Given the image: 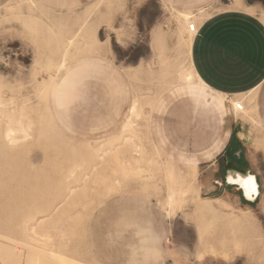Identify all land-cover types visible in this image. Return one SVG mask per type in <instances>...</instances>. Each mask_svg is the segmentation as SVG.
I'll return each instance as SVG.
<instances>
[{"label": "rangeland", "instance_id": "obj_1", "mask_svg": "<svg viewBox=\"0 0 264 264\" xmlns=\"http://www.w3.org/2000/svg\"><path fill=\"white\" fill-rule=\"evenodd\" d=\"M33 1L0 0V264H264V81L249 95L257 107L246 98V114L220 115L180 90L187 22L175 9L155 0ZM239 7L213 0L197 19ZM81 23L97 27L103 43L76 37L56 72ZM66 72L65 86L41 82ZM133 101L135 129L122 130ZM14 115L21 131L11 146L3 132ZM227 141L257 176L249 205L233 185L214 182ZM185 172L197 176L189 188Z\"/></svg>", "mask_w": 264, "mask_h": 264}, {"label": "crops", "instance_id": "obj_2", "mask_svg": "<svg viewBox=\"0 0 264 264\" xmlns=\"http://www.w3.org/2000/svg\"><path fill=\"white\" fill-rule=\"evenodd\" d=\"M212 1L155 0V3L159 10L165 5L170 11L175 9L180 14L181 11L194 13L197 7L206 8ZM241 1L243 0H239V8H225L205 17L200 22L197 18L201 12H195L198 31L193 35L191 60L195 72L203 83L180 84L179 86L180 90L187 92L196 103L200 101L220 115H224L229 107L235 116L230 100H234L238 95L245 96L248 92L260 87L264 81V22L261 17L254 14L255 4L264 5V0H250L252 1L250 4L244 2L249 0ZM247 8L251 11H247ZM65 68L66 65L63 69ZM67 78L66 72L59 78L55 77L54 82L65 86ZM257 105L258 102H256V107ZM59 118L68 120V115L59 114ZM223 140L215 147V151L221 148ZM232 153L241 157L244 170L257 177L246 165L249 164V159L239 144L232 146L230 141H227L225 148L217 156L219 159L224 156L230 158ZM214 182L216 183L215 180ZM217 186L229 187L231 185L225 182L223 184L221 181Z\"/></svg>", "mask_w": 264, "mask_h": 264}, {"label": "bare ground", "instance_id": "obj_3", "mask_svg": "<svg viewBox=\"0 0 264 264\" xmlns=\"http://www.w3.org/2000/svg\"><path fill=\"white\" fill-rule=\"evenodd\" d=\"M30 1V3H31V5H34V1L33 0H29ZM239 1V0H238ZM241 2H243V1H241ZM232 4V3H231ZM233 4H235V3H233ZM248 4H250V3H248ZM229 5V4H228ZM227 5V6H228ZM236 6L238 5V4H235ZM238 7V6H237ZM243 7V6H242ZM246 7V6H245ZM245 7H243V8H245ZM230 8V7H229ZM255 8V7H254ZM242 9V8H241ZM172 10V9H171ZM251 11V9L250 8H247V11ZM256 10V9H255ZM200 12H202V11H204L203 9H201V10H199ZM206 11V10H205ZM246 11V10H245ZM251 13V12H250ZM195 12L194 13H192V12H182L181 11V13H180V16H181V18L184 20V21H186L187 22V24H186V33H187V36L184 38V41H185V44H186V47H187V51H188V56H189V58H188V65H187V68H184L183 70H180L179 72H178V75L180 76V80L184 83V84H192V83H203V81L199 78V76L197 75V73L195 72V70H194V67H193V65H192V60H191V46H192V40H193V34H194V32H192V31H190L189 30V28H188V24L190 23V22H193V23H195L196 22V16H195ZM263 16V18H264V15H262ZM263 20V19H262ZM263 22H264V20H263ZM196 24V23H195ZM96 29H97V27H91V26H88V25H86L85 23H81L80 24V26L74 31V33H73V35L72 36H68V38L66 39V44H65V46H64V50H63V52H62V57H61V59L59 60V62H58V65H57V67H56V72H59L61 69H63L64 67H65V65H66V53H68L67 52V50L73 45V43L76 41V37H81V38H83V39H85V41L87 42V43H89L91 46H94V47H96V46H98V45H100V44H102L103 43V40H100L97 36H96ZM168 29V28H167ZM21 30V29H20ZM22 31V30H21ZM158 38H159V36H157V35H154V37H153V39L156 41V40H158ZM80 39V38H79ZM82 39V40H83ZM77 43V42H76ZM85 43V42H84ZM81 49V48H80ZM59 58V57H58ZM54 79H55V75H53V74H50V77H48V78H44V79H42L41 80V82L42 83H49V82H53L54 81ZM51 87V86H50ZM257 88H259V87H257ZM257 88H255L253 91H256V89ZM47 91V90H46ZM253 91H251V92H248L247 94H245V96L244 95H242V96H239L238 95V97H236L234 100H230L231 101V104H232V106L234 107V112H235V116H237V115H239V114H243V113H245L246 114V112H245V110H244V103H245V99L247 98L248 99V101H249V99H250V101H251V103H253L254 105H256V101H255V96L254 95H252V97H250L249 95L253 92ZM41 92V91H40ZM146 93V92H145ZM39 94V93H38ZM244 94V93H243ZM38 96V95H37ZM244 97V98H243ZM12 99V98H11ZM29 99V98H28ZM245 100V101H244ZM25 102V101H24ZM247 102V101H246ZM6 105V102L4 103L3 102V99H1L0 98V115L1 114H3L4 115V113H2L3 112V109L6 107L5 105ZM139 104V103H138ZM25 105H27V103H25ZM25 105H23V106H25ZM31 105V104H30ZM238 105H240L241 106V109H239L238 108ZM8 107H10L9 105H8ZM20 107V106H19ZM22 107V106H21ZM11 108V107H10ZM18 108V107H17ZM248 108V107H247ZM12 110L14 109V108H11ZM139 109V108H138ZM137 104H136V101H133L132 102V104H131V106H130V108H129V111H128V114H127V116L125 117V119H124V121L122 122V124H121V128H122V130H127V129H132V130H134L135 129V127H134V119L132 120L131 119V116L132 115H138V113H137ZM144 109V108H143ZM246 109V108H245ZM5 110H7V108L5 109ZM5 110H4V112H5ZM9 111H10V109H9ZM16 111V110H15ZM26 111V110H25ZM6 113H7V111H6ZM140 114V113H139ZM149 114V113H148ZM9 115V114H8ZM18 116V115H17ZM140 116V115H139ZM253 123L254 122H256V123H258V121H257V119L256 118H254L255 116L252 114H250V115H246ZM143 117V116H142ZM248 120V119H247ZM242 122H244L243 121V119L241 120ZM25 122V121H24ZM6 127L4 128V132H3V138L5 139V141H6V143L8 144V145H11V146H13L14 144H16L17 143V141H18V137L16 136V132L17 131H21V129H20V119H19V117H16L15 115L14 116H11V117H8L7 118V121H6ZM140 124V123H139ZM145 124V123H144ZM254 125V124H253ZM2 127V126H1ZM241 127V126H240ZM243 128V127H242ZM23 129V128H22ZM0 130H1V128H0ZM25 132H26V130L25 129H23ZM19 131V132H20ZM130 131V130H129ZM127 132V131H126ZM138 132V131H137ZM29 133V132H28ZM48 133V132H47ZM129 133V132H128ZM131 133H133V132H131ZM131 133H130V135H131ZM37 134V133H36ZM122 134H124V133H122ZM135 134V133H134ZM238 134H241V135H243V138H244V133H239L238 132ZM26 135H27V133H26ZM119 135V134H118ZM133 135V134H132ZM137 135V134H136ZM135 135V136H136ZM122 136V135H121ZM127 136H124V138L125 139H128V138H130V137H127ZM263 137V136H262ZM240 139H241V137H240ZM1 140V139H0ZM112 140H113V138H112ZM35 142H36V140H35ZM261 143V142H260ZM23 144V143H22ZM103 144H105V143H103ZM20 146V145H19ZM16 149V148H15ZM2 150V149H1ZM18 150V149H17ZM16 150V151H17ZM85 150V149H84ZM97 150V149H96ZM23 152V151H22ZM145 154V153H144ZM135 155V154H134ZM109 157H111V156H109ZM121 157V156H120ZM134 158H135V156H133ZM109 160V159H108ZM133 162V161H132ZM136 166V165H135ZM96 167V166H95ZM189 168V167H188ZM194 168V167H193ZM190 169H191V167H190ZM189 169V170H190ZM194 169H196V168H194ZM191 171V170H190ZM197 171V170H196ZM187 172H189L188 170H187ZM188 174V173H187ZM186 174V172H185V175L183 176V179H187L188 180V184H187V188H189V187H191L192 185H194L195 184V182L197 181V176H196V173H194V174H192V175H187ZM198 174V173H197ZM175 176V175H174ZM228 181L229 182H231V183H233V182H235V180H233L232 179V177H228ZM246 181V180H245ZM245 181H242V184L243 185H245ZM254 183V182H253ZM246 187V189H245V192H244V195H245V197L248 199V200H250V201H254L255 199H256V196H258V190H256L255 189V191H253V187H252V183H249L247 186H245ZM176 196H177V190H175V189H172L170 192H169V194H168V197H167V202L169 203V204H172L173 202H174V200L176 199ZM211 198V197H210ZM207 199V198H206ZM214 199H216V198H214ZM201 200V199H200ZM210 201H211V199H210ZM219 201V200H218ZM222 201V200H221ZM213 204V203H212ZM237 211V210H236ZM243 211V213H246V212H250L251 210H248V209H245V210H242ZM35 216V215H34ZM248 216V215H247ZM247 216H245L244 215V217L246 218ZM32 219V218H31ZM239 222H241L242 224H243V222H246L245 220H241V221H239ZM247 223V222H246ZM245 225V224H244ZM250 226V225H249ZM29 229H30V231H33L34 229H33V226H30L29 227ZM2 247V246H1ZM39 264V263H38Z\"/></svg>", "mask_w": 264, "mask_h": 264}, {"label": "water", "instance_id": "obj_4", "mask_svg": "<svg viewBox=\"0 0 264 264\" xmlns=\"http://www.w3.org/2000/svg\"><path fill=\"white\" fill-rule=\"evenodd\" d=\"M229 176L232 177V179L235 180V182L233 183L229 182L228 181ZM249 176L254 177V185H255V189L257 190L258 184L253 174H251L249 171H246L244 169L237 168L231 161H227L225 163V173H224L225 183L228 185H235L237 188L242 190L243 195L246 187L245 185L242 184V181L247 180Z\"/></svg>", "mask_w": 264, "mask_h": 264}, {"label": "flooded vegetation", "instance_id": "obj_5", "mask_svg": "<svg viewBox=\"0 0 264 264\" xmlns=\"http://www.w3.org/2000/svg\"><path fill=\"white\" fill-rule=\"evenodd\" d=\"M240 158H241L240 156L238 157V155H235L234 153H232L230 158H228L227 156H224V157L221 158V160L223 161V164L221 166L219 164L220 178L219 179H215L216 185L218 184V182L221 183V181H223V184L225 182L224 173H225V163L227 161H231L237 168L243 169L242 167H243L244 163H243V161H241ZM255 179H256V182L258 184L257 177H255ZM233 188H234V191H236L239 194V198L242 201H244L246 204L249 205L250 204V200H248L246 197H244L242 190L237 188L235 185H233ZM257 190L259 192V185H258V189ZM256 198H257V196H256Z\"/></svg>", "mask_w": 264, "mask_h": 264}, {"label": "built area", "instance_id": "obj_6", "mask_svg": "<svg viewBox=\"0 0 264 264\" xmlns=\"http://www.w3.org/2000/svg\"><path fill=\"white\" fill-rule=\"evenodd\" d=\"M188 28H189L190 31L194 32V35H195V34L197 33V31H198V27H197V25H196L195 23H193V22H190V23L188 24ZM238 108L241 109V106L238 105Z\"/></svg>", "mask_w": 264, "mask_h": 264}, {"label": "snow or ice", "instance_id": "obj_7", "mask_svg": "<svg viewBox=\"0 0 264 264\" xmlns=\"http://www.w3.org/2000/svg\"><path fill=\"white\" fill-rule=\"evenodd\" d=\"M253 182H254V177L249 176L245 181V186H247L249 183H252L253 191H255V185Z\"/></svg>", "mask_w": 264, "mask_h": 264}]
</instances>
